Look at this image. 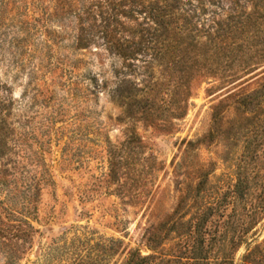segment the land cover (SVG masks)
I'll return each instance as SVG.
<instances>
[{"label":"rangeland","instance_id":"rangeland-1","mask_svg":"<svg viewBox=\"0 0 264 264\" xmlns=\"http://www.w3.org/2000/svg\"><path fill=\"white\" fill-rule=\"evenodd\" d=\"M263 39L244 37L237 81L193 79L185 115L168 118L174 126L165 131L137 117L117 120L123 107L107 92H83L77 101L55 87L48 107L36 106L65 111L41 149L52 181L28 217L32 240L13 264H124L132 250L152 255L149 264H264V62L249 66L259 56L249 60L247 50L262 49ZM77 57L90 62L79 73L99 68L95 56ZM169 61L109 56L104 63H114L124 85L157 81L147 95L160 112L158 99H168L180 75ZM6 71L0 65V81L19 97L26 74L14 80ZM232 236L241 241L235 249ZM0 264H10L1 251Z\"/></svg>","mask_w":264,"mask_h":264},{"label":"trees","instance_id":"trees-1","mask_svg":"<svg viewBox=\"0 0 264 264\" xmlns=\"http://www.w3.org/2000/svg\"><path fill=\"white\" fill-rule=\"evenodd\" d=\"M244 37L264 38V0H0V65L14 80L24 73L28 80L19 97L0 81V251L6 262H17L31 242L36 229L28 217L36 213L43 185L52 181L41 149L65 111L43 113L36 106L47 108L55 87L66 88L77 101L83 92H107L123 107L117 120L137 117L169 130L174 123L168 118L186 113L193 79L232 83L243 75ZM247 50L249 60L255 51L259 56L249 66L264 62V45ZM85 53L91 61L95 56L96 71L78 72L80 63H90L77 57ZM109 56L171 58L180 75L165 93L168 99H158L164 105L160 112L147 95L157 81L124 85L114 63L105 66ZM47 75L54 83H46ZM124 135L128 141L137 137L130 126ZM193 144L186 141V147ZM117 172L110 161V175ZM231 238L235 249L240 237ZM152 257L132 250L124 264H149Z\"/></svg>","mask_w":264,"mask_h":264}]
</instances>
